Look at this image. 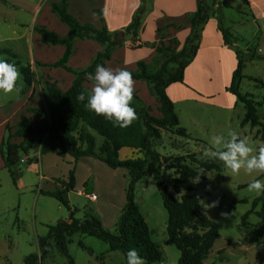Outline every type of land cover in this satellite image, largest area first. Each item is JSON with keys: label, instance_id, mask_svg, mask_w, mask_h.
<instances>
[{"label": "rangeland", "instance_id": "374dc122", "mask_svg": "<svg viewBox=\"0 0 264 264\" xmlns=\"http://www.w3.org/2000/svg\"><path fill=\"white\" fill-rule=\"evenodd\" d=\"M223 1L225 0H206L209 17H213V5H216L223 26L228 28L234 36L244 38L243 42L239 40L236 43L237 47L243 53H245V47L252 48L243 56L245 67L242 71L244 78L240 84V92L248 94L254 101L260 102L264 95V60L255 59L249 61L248 58L252 59V56L260 54L259 51L257 53V47H259L260 52L264 51V0H250L252 8L248 10L244 0H228L229 7L223 6ZM193 2L194 4L196 3L195 0H145L144 4L142 3L135 11L133 10L131 21L139 15L140 26L138 34L142 36L143 41L147 45L142 47V51L134 50L129 52V57L132 58L137 53V55L146 54V50L151 48L154 41L162 39L163 36L165 37V32L167 33V31H165L166 28H163L165 27L164 25L188 22L190 16L187 15H190ZM249 10H253L256 23L253 21ZM6 12H10V21L13 22H16V19L22 20L26 18L24 14L16 13L13 10ZM215 20L217 22L216 18ZM161 27L163 28V33L158 35V28ZM125 29H123L124 33ZM196 29L199 30L200 27ZM12 30V27L7 28L0 23V34L2 36L11 35ZM167 30L171 32L170 28ZM182 32L185 33L184 31ZM129 37L130 39L133 38L132 35ZM184 37L183 34L179 35L181 45L179 49L174 39L166 40L164 38L165 42L157 46H164V51L154 54V57L148 63L149 73H155L164 66L162 79L166 80L169 74L175 72L178 65L174 57L184 48L187 36L186 38ZM115 38L114 46L117 47V43L122 41L121 33L115 34ZM135 43V41H132V45H135ZM2 45L10 46L12 44L4 43L0 44V47ZM233 50H236V48H233ZM190 53L191 47L187 46L186 55ZM51 57L55 56L52 55ZM0 58L9 62V58L6 55H1ZM179 60L184 61L185 58L180 57ZM23 62L26 63L24 60ZM41 68L40 64H35V72H32L34 87L29 91L26 101L23 102L28 91L25 93L22 89L19 93L0 94V145L7 135L5 127L1 125L3 114L6 116L11 115L15 110V117H17L19 112L23 111L22 113H25L32 120L35 129L43 128L49 124L47 116L38 117L28 114L25 110L27 108L43 110L48 108L47 101L44 98L43 87L44 83L51 81V79L41 72ZM21 78L20 74L18 82L21 81ZM253 80L261 83H255ZM133 81V87L141 91V87L136 85L137 83L140 84L141 81ZM144 83L146 84V82ZM83 86L90 92L94 83L91 80H86ZM30 87L27 86V88ZM144 90L145 94L142 99L135 95L149 109L150 115L161 118V114L157 110L156 97L153 94L152 86L146 84V89L144 88ZM19 95L21 99L17 100ZM237 105L231 112L205 104L204 107H197L193 104L186 106V109L181 112V118L183 119L181 121L186 126L192 139H183L169 132L162 131L161 138L152 142L153 150L161 156H182L188 153H195L198 159H210L221 165L222 171L220 173L204 172V178L197 179L194 185L193 194L199 198L203 211L216 224L219 232V238L215 241L208 258L203 264H258L260 262L264 264V241L260 244H254L259 224L258 212L260 206L258 205L252 214L249 215L247 219L248 229L239 225L241 217L250 210L251 201L259 196L255 192L248 191V184L253 179L264 181V176H256L255 174L250 176L245 174L243 170H241L239 175H232L230 170L223 166L222 162L205 155L211 146L212 137L221 135L228 138V134L231 132L237 133L240 138H247L249 143L257 150L263 147L257 134V127L251 128L248 124L244 127L240 126V121L244 116V109L241 104ZM190 113H192L195 120H185ZM257 113L259 120L264 123V102L258 107ZM88 132L95 137L96 147L100 146L102 139L95 133ZM59 136L44 133L38 136L37 139L40 145L44 142L58 145ZM65 143L69 144L67 140H65ZM39 149L40 146L31 151L32 153L29 157L37 158L36 154H39ZM135 151L139 158L143 157L141 152ZM24 157V155L21 156L20 162L16 167V184L13 183L10 174L4 168L0 157V264H24L23 260L26 256L38 253L37 239L46 234L47 226L64 221L69 216L67 210L55 199L44 196L40 191H55L57 189L55 180L57 183V179H66L68 171L73 168L75 161L71 157H68L70 159L60 157L58 153L53 155L46 154L42 162L38 158L37 162L33 161L31 164ZM123 157L124 154L122 155ZM97 162L101 163L100 161ZM101 164L103 168H107L109 171L113 170L103 163ZM116 170L117 172L114 174L117 177L111 180L102 168L92 166L85 159L80 161L78 187L80 188L82 182L88 179L85 193H89L92 189L94 195L98 196V201L94 203L84 195H76L75 191L69 192L67 199L70 205L78 209L77 218L82 219L85 214L91 211L95 212L97 205L103 201V190L107 181L108 191H115L118 196L120 189H122L125 200L129 179L124 169ZM174 177L175 174L172 169L166 166L161 168L160 179L168 191H171ZM96 178L98 181L92 187V182ZM110 180L112 181V186H110ZM134 202L147 224L151 240L163 252L164 259L161 262L152 264H178L179 251L174 246L166 245L167 213L162 204L160 188L156 185L151 175L143 177L135 184ZM231 206L234 209L229 213ZM79 242L93 249L94 255L81 249L78 245ZM68 253L74 264H100V261L104 264H124V259L120 252H109L108 246L104 242L94 237L80 234L72 236L68 245ZM41 264H68V258L52 247Z\"/></svg>", "mask_w": 264, "mask_h": 264}, {"label": "trees", "instance_id": "16d2710c", "mask_svg": "<svg viewBox=\"0 0 264 264\" xmlns=\"http://www.w3.org/2000/svg\"><path fill=\"white\" fill-rule=\"evenodd\" d=\"M144 2L145 0H142L143 4ZM196 2L197 10L189 18L191 34L186 39L184 48L174 57L178 65L175 72L163 80L164 66L151 74L148 64L144 62H138L136 70L129 71L133 80L144 81L147 85L152 86L157 110L161 114V118L150 115L149 109L133 93L131 106L136 111L137 119L126 128L114 127L102 116L89 112L84 107V102L77 100V96L81 92H89L83 86L84 82L89 80L88 74H94L98 64L105 66V62L110 59L115 47L113 37L107 30L101 13L96 12L101 22V28L96 29L89 24L80 23L78 19L70 15L68 2L61 0L51 5V11L57 15L61 23L69 28L67 35L59 36L45 27L34 28L45 44L65 48L63 56L49 67L62 68L73 74L74 80L66 91L59 89L56 82H45L43 92L48 108L46 110L26 109L28 114L38 117L47 116L49 119L47 126L35 129L29 118L23 115L15 126L14 132H11L9 126L6 127L7 135L0 145V157L13 183L16 184V167L21 156H27L39 146L40 155L58 153L61 157L69 155L75 161L81 157H92L110 169H124L129 182L126 189L125 206L119 216L115 231L112 232L105 229L101 221L93 215L85 214L82 219L77 218L78 210L65 199L64 194L75 187V168L73 166L69 170L66 180H57L60 189L52 192H41L44 196L55 199L63 206L69 214L68 219L47 226V233L37 239L38 253L26 256L23 260L24 264H41L52 247L68 258V264H74L68 253V245L75 234L94 237L104 242L108 245L109 252H121L124 264H126V253L132 248L137 250L147 264L161 262L164 259L163 252L151 240L147 224L134 202L135 184L143 177L150 175L160 188L162 204L167 213L166 245L174 246L179 251L178 264H203L208 258L215 241L219 238V232L216 224L203 211L201 202L193 194V191L197 178H204V172L220 173L222 171L221 165L210 159H198L195 153L182 156H161L152 148V142L161 138L162 131L183 139H192L188 131L180 126L174 105L167 97L165 89L171 84L183 83L184 69L195 57L202 26L209 18L206 0H196ZM223 6L229 7L228 0L223 2ZM217 11L218 7H214L212 15L218 21V27L225 44L231 47V33L223 26ZM139 19V15L134 17L131 24L125 29L127 35H132L133 41L140 26ZM197 27L200 29L197 30ZM77 39L92 40L102 45V50L97 53L90 65L80 71H74L66 66ZM122 43L119 41L117 46H122ZM187 46L191 47L189 55H186ZM163 47L162 45L157 47L156 54L162 53ZM1 55H6L10 63L16 65L25 85L30 87L34 82L30 68L21 66L19 61H15L16 56L10 50H0ZM236 55L237 67L232 74L230 85L226 89L235 98V103L243 106L244 116L240 121V126L243 127L248 124L251 128L257 127V134L264 147V123L259 120L257 113L258 107L264 102V95L260 102H256L250 95L240 92V84L244 78L242 71L245 67V59L238 51H236ZM180 57H184L185 60L180 61ZM252 59L264 60V56H252ZM253 81L261 83L257 80ZM88 131L95 133L102 139L100 146L96 147L95 137ZM44 133L60 135L58 145L46 142L40 145L37 137ZM18 139L20 142H16ZM65 140L69 142L68 145ZM122 148L138 150L143 154V157L120 160L119 151ZM37 160L38 157L30 158L28 163L31 164ZM163 166L172 169L175 174L171 191H168L160 179V170ZM258 205L260 206L259 224L254 244H260L264 241V194L251 201L250 210L241 217L239 224L240 227L248 229L247 219ZM233 209L234 207L231 206L229 213ZM78 245L81 249L91 252L82 242H79ZM258 264H262V262Z\"/></svg>", "mask_w": 264, "mask_h": 264}, {"label": "crops", "instance_id": "0c3cea01", "mask_svg": "<svg viewBox=\"0 0 264 264\" xmlns=\"http://www.w3.org/2000/svg\"><path fill=\"white\" fill-rule=\"evenodd\" d=\"M60 1L61 0H0V23L7 28L12 27L13 29L11 35H8L7 37H4L0 34V44H12L10 46L2 45V47H0V50L6 49L12 51L16 56L15 61H19L21 66L29 67L31 72H35V64H40L42 66L41 72L44 73L45 76H49L52 82H56L59 89H61L62 91H66L71 86L74 80L73 74L66 72L62 68H47L49 67V65L55 63L63 56L65 48L63 46H52L45 44L41 40V37L34 30L35 27L39 26L45 27L46 29L58 34L59 36L67 35L69 28L65 24L61 23L57 15L51 11V5ZM66 1L68 2L69 14L78 19L80 23L89 24L96 29H100L101 22L99 16L96 14V12L98 11L101 13L106 28L113 37V41H115L116 39L115 34L119 32L121 33V42H123L122 46L114 47L110 59L105 62L104 66L113 70L125 69L127 71H135L138 62H144L146 64L150 62V60L156 53L155 51L157 46L161 42H165L164 38H166V40L174 39L179 49L181 48L179 35L183 34L185 36L184 38H186V36L188 38L191 34V26L189 23L190 20L188 22L184 21V23H170L168 25H164L165 27L163 28H166L165 31H167V33L165 32V37L163 36L162 39L154 41L151 48L146 50V54L137 55V53L134 57L130 58L128 54L129 52L134 50L142 51V47H145L147 45L145 41H143L142 36L138 33L136 38L134 39L136 43L135 45H132L133 38L130 39V35H126L123 32V29L129 26L132 22L131 17L133 14V10L135 11L136 8L142 5L141 0ZM244 1L247 10L249 8L251 9L252 4H250V0ZM214 7L217 6L213 5V8ZM11 10L15 11L16 13L18 12L24 14L28 19H16V22L10 21V12L6 11ZM196 10L197 2L195 4L193 2V8L190 10V15L187 16H191L196 12ZM249 11L253 21L256 23V18L253 10ZM163 28H158V35H161L163 33ZM168 28L171 29V32L167 30ZM182 31H184L185 33H183ZM239 40L243 42L244 38H239V36H234L231 33V47L225 44L223 36L218 27V21L216 22L215 18L213 17H209L207 22L203 25L200 32V39L198 42L195 57L192 59L191 63L184 69L183 83H174L169 85L165 89L167 97L174 105V110L177 114L180 126L184 129H186V126L181 121L183 120L181 118V112L182 110L186 109V106H190L193 104L197 107H204L205 104L213 107L215 106L219 109L228 110L230 112L238 106L235 103V98L227 91L226 88L230 85L232 74L237 67L236 51L240 52V54L244 56L246 55V53H248L249 49H252L250 47H245V53H243L236 44L237 42H239ZM232 47L236 48V50H233ZM101 50L102 45L95 41L77 39L74 42L73 53L69 57L66 66L74 71L83 70L90 65V63L96 57L97 53ZM258 51L260 54H256L257 56H264V51L260 52L259 47H257V53ZM52 55H54L55 57L52 58ZM23 60L26 61V63H24ZM248 60L252 61L255 59L248 58ZM17 83L21 87L22 91L24 90L25 93L28 91V94H26L25 96V100H23L24 102L29 96V91H31L34 87V83L30 88H27L22 78L21 81ZM136 85L138 87H141L142 90L139 91L137 90V88L133 87V93L136 94L140 99H142L145 94L144 88L146 89V84L141 81L140 84L137 83ZM139 92L141 93L139 94ZM19 99H21L20 95L17 100ZM179 105L182 106L179 107ZM14 112L16 111L14 110ZM14 112L8 116H6L5 114L2 115L1 125L5 127V130L6 127L9 126L13 130L12 132H14V128L21 116L24 115L29 118V116L25 115V113H22L23 111H20L17 117H15ZM185 120H195V118L192 113H190L189 117L185 118ZM30 122L33 125L32 120H30ZM3 140H5V137ZM16 142H20V140L18 139L16 140ZM31 153L32 152L24 157L27 162L30 159L29 156L31 155ZM53 154L54 153L48 155ZM123 154L124 157L122 158ZM36 156L39 158V161L42 162L44 155L41 156L37 153ZM65 157L68 158L71 156L67 155ZM136 157H139V155H137L135 150L122 148L119 151L120 160ZM84 159L92 166H98L102 168L104 172L108 174L111 180L117 177L114 174L117 172V170L109 171L107 170V168H103V165L97 162L98 160L93 159L92 157H81L77 161L73 159L75 161L73 163L75 166V187L74 189L69 190L64 194V197L69 204L70 202L67 199V195L69 192L75 191L76 195H84L88 199L90 195H94L92 189L89 193H85V186L88 184V179H85L82 182L80 188L78 187V168L80 166V161ZM111 180L110 186H112ZM97 181V178L93 180L92 187L93 184ZM55 184L57 186V189L61 188L60 185L56 183V180ZM108 188L109 187L107 181V183L105 184V189L103 190V201L99 205H97L95 212L91 211L87 214L93 215L98 218L105 229L113 232L115 231L119 216L125 206L126 197L124 200L122 189H120V194L117 196V193L115 194V191L109 192ZM90 201L96 203L98 201V196H95V199ZM87 248L91 250V252L87 251V253L94 255L93 249H91L90 247ZM100 264L104 263L100 261Z\"/></svg>", "mask_w": 264, "mask_h": 264}, {"label": "clouds", "instance_id": "9594fccd", "mask_svg": "<svg viewBox=\"0 0 264 264\" xmlns=\"http://www.w3.org/2000/svg\"><path fill=\"white\" fill-rule=\"evenodd\" d=\"M20 72L14 63L0 58V94L19 93ZM88 79L94 81L90 92H81L77 100L84 102V107L97 116H102L114 127H129L137 119L132 107L133 85L132 74L125 69L113 70L97 65L94 74ZM211 146L205 155L222 162L232 175H239L241 170L247 175L264 176V147L255 149L247 138L231 132L228 138L221 135L212 137ZM255 153V154H253ZM198 179V178H197ZM248 191L257 195L264 194V181L253 179L248 184ZM126 264H146L135 248L126 253Z\"/></svg>", "mask_w": 264, "mask_h": 264}, {"label": "built area", "instance_id": "2783aa9c", "mask_svg": "<svg viewBox=\"0 0 264 264\" xmlns=\"http://www.w3.org/2000/svg\"><path fill=\"white\" fill-rule=\"evenodd\" d=\"M89 199H90V200H94V199H95V196H94V195H90V196H89Z\"/></svg>", "mask_w": 264, "mask_h": 264}]
</instances>
